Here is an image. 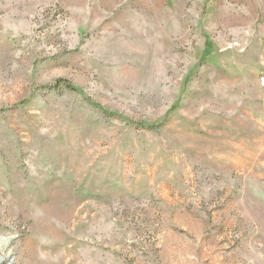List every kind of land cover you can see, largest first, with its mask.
<instances>
[{
    "label": "rangeland",
    "instance_id": "374dc122",
    "mask_svg": "<svg viewBox=\"0 0 264 264\" xmlns=\"http://www.w3.org/2000/svg\"><path fill=\"white\" fill-rule=\"evenodd\" d=\"M264 0H0V264H264Z\"/></svg>",
    "mask_w": 264,
    "mask_h": 264
},
{
    "label": "built area",
    "instance_id": "2783aa9c",
    "mask_svg": "<svg viewBox=\"0 0 264 264\" xmlns=\"http://www.w3.org/2000/svg\"><path fill=\"white\" fill-rule=\"evenodd\" d=\"M260 82H261V85H264V79L263 78L260 79Z\"/></svg>",
    "mask_w": 264,
    "mask_h": 264
}]
</instances>
